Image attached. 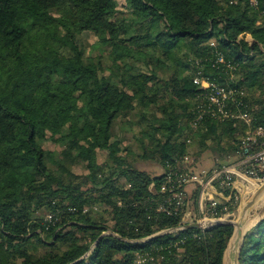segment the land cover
<instances>
[{
    "label": "trees",
    "instance_id": "1",
    "mask_svg": "<svg viewBox=\"0 0 264 264\" xmlns=\"http://www.w3.org/2000/svg\"><path fill=\"white\" fill-rule=\"evenodd\" d=\"M123 1L0 0V264H224L234 226L178 229L183 210H158L164 174L134 167L116 128L137 127L135 158L166 169L188 136L200 154L232 153L244 121L192 129V61L218 81L215 51L237 62L252 127L264 124V0ZM90 147L107 151L101 164L90 163ZM94 203L107 213L85 211ZM48 212L58 221L46 230ZM112 213L118 236L103 234ZM239 264H264V217L246 233Z\"/></svg>",
    "mask_w": 264,
    "mask_h": 264
},
{
    "label": "built area",
    "instance_id": "2",
    "mask_svg": "<svg viewBox=\"0 0 264 264\" xmlns=\"http://www.w3.org/2000/svg\"><path fill=\"white\" fill-rule=\"evenodd\" d=\"M249 1L252 6H258V0ZM211 45L216 46V42L212 41ZM192 64L193 82L198 88L192 108V129L198 130L208 121L224 123L240 120L248 125V130L234 150L233 158L215 169L194 171L193 166L197 161L191 159L189 152L176 159L175 163H168L163 173L164 179L158 185L159 192L165 196L158 210L169 214L174 210H183V223L178 229L193 223L206 229L217 220H231L235 214L232 207L242 200L244 194L253 193L264 184V124L252 127L253 117L247 89L237 84L239 64L228 60L222 52L216 50L211 64L220 72L222 81L205 73V65L201 59H195ZM186 144H192L191 136L187 137ZM189 186H194L192 192L198 201L197 208L191 212L188 211V206L192 203ZM149 189L156 191L155 182L150 183ZM88 209L85 208V211ZM69 210L72 208L69 207ZM190 213H197L194 220L185 218ZM56 221V213L48 212L43 221L45 229L48 230ZM148 258V253L139 254L138 262H145Z\"/></svg>",
    "mask_w": 264,
    "mask_h": 264
},
{
    "label": "rangeland",
    "instance_id": "3",
    "mask_svg": "<svg viewBox=\"0 0 264 264\" xmlns=\"http://www.w3.org/2000/svg\"><path fill=\"white\" fill-rule=\"evenodd\" d=\"M123 2H124L123 0H120V5L123 4ZM247 36H248V34H242L241 35V37H245V38ZM249 38H251V37H249ZM250 40L251 39H249V41ZM89 41L93 42L94 37L90 36ZM22 63H23V65L32 66L36 70L39 67V63L37 61L33 60L30 56H25L22 59ZM64 118L68 119V116L64 115ZM116 131L118 132V134L121 138H124L123 144L125 146L127 145L129 147V149L123 153L126 155V159L130 163H132L134 167L146 171L148 174H150L153 177L154 176H160L161 174L165 173L166 168L160 162H157V161L151 160V159H140V158L136 159L135 158L139 153L142 152V148H141L140 142H139L140 135L137 132L138 131L137 127L132 128V126L130 124H126L123 121L121 126H118L116 128ZM186 134L183 136L184 138L186 137ZM49 144L52 148L56 147V145L52 141ZM187 152L190 153V155L192 157L191 159H195L197 161L196 165L193 166V170L196 172L200 171L203 168L215 169L216 167H218V165H222V164L229 162L234 156L233 155L234 151L232 153L230 152V154L226 155L224 158H219V159H216L215 155L209 151H206V152L200 154L199 153V144H198L196 139H193L192 144L187 147V150L185 153H187ZM88 155H89L91 164H93V165L101 164L107 156V151L104 149L90 147L88 149ZM180 158L181 157H177V159H180ZM216 160L220 161V163H217ZM86 171L87 170H85L83 168V166H81V165L75 167V172L78 175H81V174H83V172H86ZM190 187L194 188V186H189V188ZM258 189L253 193L250 192L247 195L244 194L242 197V200H240L239 203L235 204L232 207L233 210H235V214L231 218V220L239 222L240 218H241L240 217L241 212H242V209L244 208V206H246L247 203H249V202H253L254 205L252 206V208L250 207L251 208V209H249L250 212L248 210V216L250 214H252V218L248 222L249 223L248 227H247L248 230L246 231V233L264 217V202H263L264 196L262 198H259V201L263 202L262 203L263 205L260 204L261 202H259L258 200H257L258 202H255L256 200L254 199V198H256L255 196L257 194ZM195 193H197V191H195ZM194 196H195V194H194ZM262 199H263V201H262ZM258 203H259V205H258ZM99 204H101V203H94L93 206L89 207V209H88L89 212L96 218L101 217L102 215L107 213V211H106L107 207L104 205L102 207ZM192 209H193V206H192V204H190V206H188V211L191 212ZM103 210H105V211H103ZM196 214L197 213H195V215ZM107 215H109L108 224H107L108 230L105 231L103 234H113L115 236H118L119 234L116 230L118 219H117L116 215L113 213L107 214ZM195 215L190 213V215H186L185 218L188 220H194ZM174 230H176V229H171V231H174ZM38 232H39V230H38ZM160 232H163V231H160ZM246 233H245V235H246ZM40 236L42 237L43 233H41ZM224 264H233V262L229 259V257H227Z\"/></svg>",
    "mask_w": 264,
    "mask_h": 264
},
{
    "label": "water",
    "instance_id": "4",
    "mask_svg": "<svg viewBox=\"0 0 264 264\" xmlns=\"http://www.w3.org/2000/svg\"><path fill=\"white\" fill-rule=\"evenodd\" d=\"M264 193V184H262L260 186V188L257 191L256 194V198H254L256 201H259L260 196ZM258 200V201H257ZM222 223H227V224H231L234 226V232L233 235L228 243V246L226 248L225 251V255H224V262L226 260L227 257H229V259L233 262V264H239V256H240V252L242 249V246L244 244V237H245V233L248 230V228L245 229L244 232H242V228L238 227V222L237 221H233V220H217L215 222V224H222ZM190 228V227H195V228H199L200 225L198 223H193V224H188L186 225V228ZM170 231V230H168ZM164 232H159L157 234L154 235V237L162 234Z\"/></svg>",
    "mask_w": 264,
    "mask_h": 264
},
{
    "label": "bare ground",
    "instance_id": "5",
    "mask_svg": "<svg viewBox=\"0 0 264 264\" xmlns=\"http://www.w3.org/2000/svg\"><path fill=\"white\" fill-rule=\"evenodd\" d=\"M264 196V193L260 196V198H262ZM262 201H263V199H262ZM259 202H261V201H259ZM264 202V201H263ZM263 202H261L260 204H262ZM254 204H253V202H249V203H247V205L246 206H244V208L242 209V212H241V218H240V221L238 222V227H241L242 228V232H244L245 231V229L248 227V222L251 220V218H252V214H250L249 216H248V210L249 209H251L252 208V206H253ZM258 205H259V203H258ZM263 205V204H262ZM251 207V208H250ZM260 207V206H259ZM249 212H250V210H249Z\"/></svg>",
    "mask_w": 264,
    "mask_h": 264
},
{
    "label": "crops",
    "instance_id": "6",
    "mask_svg": "<svg viewBox=\"0 0 264 264\" xmlns=\"http://www.w3.org/2000/svg\"><path fill=\"white\" fill-rule=\"evenodd\" d=\"M251 35L248 34V36L246 37L248 40L251 39L250 41H253ZM189 192H190V195H191V201H192V206H193V209L192 211H194L196 208H197V205H198V201L197 199L195 198V196L193 195V192H192V187L189 188Z\"/></svg>",
    "mask_w": 264,
    "mask_h": 264
}]
</instances>
